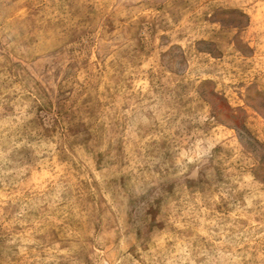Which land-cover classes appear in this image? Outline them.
Instances as JSON below:
<instances>
[{
	"label": "rangeland",
	"instance_id": "374dc122",
	"mask_svg": "<svg viewBox=\"0 0 264 264\" xmlns=\"http://www.w3.org/2000/svg\"><path fill=\"white\" fill-rule=\"evenodd\" d=\"M0 264H264V0H0Z\"/></svg>",
	"mask_w": 264,
	"mask_h": 264
}]
</instances>
